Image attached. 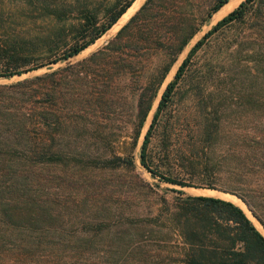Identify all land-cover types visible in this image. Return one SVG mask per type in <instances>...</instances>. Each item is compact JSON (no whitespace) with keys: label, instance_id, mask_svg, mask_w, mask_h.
I'll return each instance as SVG.
<instances>
[{"label":"trees","instance_id":"trees-1","mask_svg":"<svg viewBox=\"0 0 264 264\" xmlns=\"http://www.w3.org/2000/svg\"><path fill=\"white\" fill-rule=\"evenodd\" d=\"M134 1L0 0V78L47 67L0 82V264H24L28 252L41 254L38 246L55 240L49 234L62 237L63 203L77 187L76 194L84 192L80 203L92 201L90 215L95 221L89 226L124 225L129 237L140 229L141 225L137 230L131 225L133 217L123 215L122 209L110 213L119 207L110 199L114 189L95 179L93 167L133 164L131 156L116 150L118 132L123 131L118 128L129 121L136 142L161 83L200 21L182 8L183 0H144L106 43L80 59L52 65L105 35ZM228 1L215 0L202 19ZM237 23L245 25L246 31L224 43L235 65L222 71L220 81L262 84L264 0H242L188 50L161 94L139 159L153 175L180 185L216 188L219 174L224 173V182L217 188L237 194L264 227L260 139L259 146L227 151L220 159L211 155L204 160L190 158L185 164L188 180L179 173L159 170L147 154L153 128L172 104L179 80L187 76L199 87L190 95L205 99L204 81L210 75L217 78L220 72L215 76L212 68L223 69L224 64L222 58L211 57L206 61L208 71L201 70L195 56L217 32ZM234 66H244L246 73L227 74L237 70L233 71ZM199 107L197 121L209 142L219 135L220 118ZM122 113L131 116L124 120ZM168 217L184 241L180 264H264V234L234 201L207 194L178 195ZM49 253L44 264H61Z\"/></svg>","mask_w":264,"mask_h":264},{"label":"rangeland","instance_id":"rangeland-1","mask_svg":"<svg viewBox=\"0 0 264 264\" xmlns=\"http://www.w3.org/2000/svg\"><path fill=\"white\" fill-rule=\"evenodd\" d=\"M143 1L137 7H133L130 12H128V9V14L124 18L122 16V19L120 18L118 21L119 23L117 22L118 24L116 23L117 25L115 24L101 38L96 39L94 43L64 62L52 64L53 67L80 59L106 43ZM214 1L183 0L182 8L192 12L191 17H193L194 21H200L198 30L172 63L170 70L159 87L136 142L133 143V128L129 121L121 122L122 127L118 128L123 129V131L120 130L121 132H118L120 134L115 146L116 150L124 156H131L133 164L121 162L120 166L116 168L93 167V171L96 174L95 179L98 182L103 180L108 189H114L112 191L114 197L110 199L113 205H118L119 207H117L118 210H113L110 213H117L122 209L123 215L133 217L134 224L131 225H135L136 230L137 225H141L136 235L129 237L130 234H126L124 231L125 226L120 224L110 225L103 223L89 226L90 222L95 221L90 215V212L94 211V208L91 205L89 206L92 201L91 199L90 201L84 199L80 203L79 201L83 198L81 195L84 192L76 194V190L79 189L77 187L72 191V196L68 197L63 203L65 207H62L64 211L62 214L65 220L63 222L64 227L59 231L62 237L49 234V239L56 237L55 240L39 245L38 248H42L41 254L36 253L33 255L28 252L27 257L22 259L23 262L25 261L24 264H44L43 260H46L48 254H50L49 252L55 254L61 264L181 263L179 259L181 258L184 241L178 232L173 230L168 217L174 209L175 199L178 195L201 194L195 192L197 188L219 191L220 188L217 187L220 186V182H224L223 178H225V175H223L224 173L219 174L216 188L172 183L161 179L157 175H153L150 170L140 163V150L144 134L152 120L161 94L167 83L174 78L179 64L190 47L242 0L224 14H219L222 9L220 6V9H217L218 11L212 12L210 16H206V19L203 20L202 18ZM244 26L237 23L230 28L217 32L212 37L210 44L203 46L197 52L195 65L199 64L201 70L208 71L209 65L206 61L211 57H214L215 60L222 58L220 62L224 64L223 69H218L217 66L212 68L215 76L220 72L217 78L210 75L204 81L203 93L205 94V99L203 101L198 95L194 98L190 95L192 91L198 90L199 87L189 82L187 76L177 83L172 104L159 117L147 144L148 159L153 166H156L164 173H179L182 178L188 180L189 175L185 170V164H188V161L191 160L190 158H194V156H196L194 158L196 160H204L209 155L220 159L221 155L228 154L227 151L232 152L240 148L244 149V147H246L244 150H247L248 147L253 145L255 147L259 146L260 144L257 143L259 139L264 147V81L262 84H252L242 79L237 81L234 79L236 81L234 83L220 81L222 71H225L224 69L228 66L235 65V60L229 54L230 49H225L224 43L231 40L233 36L237 35L239 37L243 31H246L243 28ZM220 44H222V48H220ZM244 66L243 69L234 66L233 71L237 70L235 72L228 70L227 74H245ZM46 69L47 67L43 66L22 74L3 77L0 78V82L16 80ZM247 80L251 79L247 78ZM198 104L204 107L208 114H215L220 118L219 135L216 139H212L209 142H206L205 138H203L202 130L197 121V117L201 112ZM127 116L131 115L125 114L123 116L122 113L124 120ZM243 135H246L247 141L243 140ZM226 160L230 161L231 158L229 157ZM177 190L182 192L179 193ZM96 195L98 196V194ZM228 195L230 194L221 193L218 196L230 198ZM237 204H241L240 206L264 234V227L252 214L247 204L242 199ZM77 206L81 207L75 209ZM82 219L84 220L82 221ZM86 222L88 223L86 224ZM129 224L125 223L128 227L130 226ZM0 254H2V251H0Z\"/></svg>","mask_w":264,"mask_h":264},{"label":"bare ground","instance_id":"bare-ground-1","mask_svg":"<svg viewBox=\"0 0 264 264\" xmlns=\"http://www.w3.org/2000/svg\"><path fill=\"white\" fill-rule=\"evenodd\" d=\"M143 0H135L134 1V4L131 5V7L129 8L128 12H130L132 10L133 7H137ZM240 0H229L221 9V11L219 12V14H224L226 12H228L236 3H238ZM128 12H126L124 15H123V18L128 14ZM122 19V18H121ZM119 23V22H118ZM117 23V24H118ZM116 24V25H117ZM195 192H199L201 194H211V195H215V196H218L220 195L221 193H224V194H230V193H227V192H224L222 190H214V189H202V188H197L195 190ZM220 197H224L226 199H229L231 201H234L235 203H238V202H241V199H239V197L237 195H228V197L230 198H227L225 196H220ZM241 205V204H239Z\"/></svg>","mask_w":264,"mask_h":264},{"label":"water","instance_id":"water-1","mask_svg":"<svg viewBox=\"0 0 264 264\" xmlns=\"http://www.w3.org/2000/svg\"><path fill=\"white\" fill-rule=\"evenodd\" d=\"M220 190V189H219ZM207 195H210V194H207Z\"/></svg>","mask_w":264,"mask_h":264}]
</instances>
